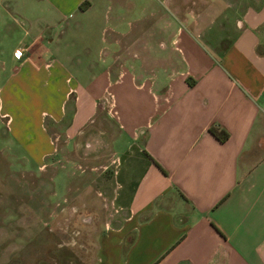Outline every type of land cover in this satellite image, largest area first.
Here are the masks:
<instances>
[{
    "label": "crops",
    "instance_id": "1",
    "mask_svg": "<svg viewBox=\"0 0 264 264\" xmlns=\"http://www.w3.org/2000/svg\"><path fill=\"white\" fill-rule=\"evenodd\" d=\"M243 2L0 0L14 54L57 79L97 264H264V0Z\"/></svg>",
    "mask_w": 264,
    "mask_h": 264
},
{
    "label": "rangeland",
    "instance_id": "2",
    "mask_svg": "<svg viewBox=\"0 0 264 264\" xmlns=\"http://www.w3.org/2000/svg\"><path fill=\"white\" fill-rule=\"evenodd\" d=\"M4 22L0 18V264H97L104 220L89 217L78 198L70 199L72 181L78 187L88 179L76 178L82 170L68 163L64 133L53 121L61 110L57 79L46 63L36 73L30 63H22L26 55L15 58L14 50L23 41L6 37ZM104 50L105 55L110 52L107 46ZM47 57L45 62L50 61ZM15 68L21 69L17 76L11 74ZM68 74L75 86V73ZM68 74L62 73L63 84ZM113 81L111 76V93ZM262 108L264 114V101ZM110 118L118 133L116 117Z\"/></svg>",
    "mask_w": 264,
    "mask_h": 264
},
{
    "label": "trees",
    "instance_id": "3",
    "mask_svg": "<svg viewBox=\"0 0 264 264\" xmlns=\"http://www.w3.org/2000/svg\"><path fill=\"white\" fill-rule=\"evenodd\" d=\"M211 131L222 142H225L229 138V134L225 130H219L217 128H212Z\"/></svg>",
    "mask_w": 264,
    "mask_h": 264
},
{
    "label": "built area",
    "instance_id": "4",
    "mask_svg": "<svg viewBox=\"0 0 264 264\" xmlns=\"http://www.w3.org/2000/svg\"><path fill=\"white\" fill-rule=\"evenodd\" d=\"M15 55H16V57L21 58V57L23 56V50L18 49V50L15 52Z\"/></svg>",
    "mask_w": 264,
    "mask_h": 264
}]
</instances>
